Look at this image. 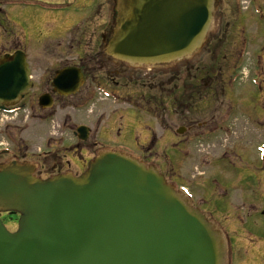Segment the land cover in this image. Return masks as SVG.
<instances>
[{
    "label": "flooded vegetation",
    "instance_id": "af4514ba",
    "mask_svg": "<svg viewBox=\"0 0 264 264\" xmlns=\"http://www.w3.org/2000/svg\"><path fill=\"white\" fill-rule=\"evenodd\" d=\"M73 1L45 3L59 13L72 15ZM84 1L89 11L81 12L75 23H70L73 16H68L62 26H56L55 19L35 26L33 39L36 44H47L49 59L26 58L30 89L18 104L2 107L19 108L13 116L6 120L0 117V131L11 130L10 125L22 127L24 133L31 126L67 127L60 131L64 135L69 132L74 144L63 147L61 138L45 136L47 147L37 148L33 154L29 148L32 138L26 137V141L15 133H0V139L7 144V150L0 151V165L28 162L38 177L81 175L102 147L94 141L97 131L91 133L89 124L84 125L87 136L81 141L79 125L72 124V118L91 100H102L100 92L116 95L127 91L132 80L148 78L147 70L132 74V66L105 54L115 28V0ZM210 26L198 51L203 56H191L187 66L174 65L166 83L172 84V109L181 120L176 135L169 129L161 130L160 135L152 132V120H160L163 126V101L159 97L144 105L143 94L142 105H132L135 110L129 118L131 121L137 116L139 126L150 132L148 152L153 145H162L163 139L172 138L173 146L187 142L191 176L188 201L221 233L226 264H264V0H213ZM18 38L14 37L10 49H1L0 58L26 50ZM242 46L246 49L244 57L240 55ZM50 52H54L51 59ZM66 53L70 55L64 56ZM245 68L247 72L242 71ZM181 69L188 70L182 85ZM65 70L63 81L57 84L58 73ZM77 75L80 79L73 80ZM69 79L77 83L74 93ZM164 86V80L157 85L161 93ZM128 97L125 99L130 101ZM186 98L189 110L180 119L179 108ZM71 157L78 159L76 164L71 165ZM146 159L142 161L149 164Z\"/></svg>",
    "mask_w": 264,
    "mask_h": 264
},
{
    "label": "water",
    "instance_id": "95a60500",
    "mask_svg": "<svg viewBox=\"0 0 264 264\" xmlns=\"http://www.w3.org/2000/svg\"><path fill=\"white\" fill-rule=\"evenodd\" d=\"M116 10L107 51L132 64L187 57L211 20V0H117ZM25 65L21 53L0 60V104L26 93ZM0 213L20 215L12 234L0 221V264H223L203 217L156 171L117 152L100 153L80 177L41 180L31 165H0Z\"/></svg>",
    "mask_w": 264,
    "mask_h": 264
},
{
    "label": "rangeland",
    "instance_id": "374dc122",
    "mask_svg": "<svg viewBox=\"0 0 264 264\" xmlns=\"http://www.w3.org/2000/svg\"><path fill=\"white\" fill-rule=\"evenodd\" d=\"M46 1L48 0H3V3H0V35L2 36L3 34V38L0 39V50L3 48H5L4 51L10 49L12 47L11 43H13L14 37L18 38V36H20L16 40H20L19 42H21V44L25 46L27 51L24 52L29 60H47L49 59V55L45 52L49 49L46 48L47 44H36V40L33 39L36 32L35 26L39 23L52 22L53 19H55L54 23L56 26H62V24L65 23V21L68 19V16H73L70 23H75L81 12H83V14H87L89 11V7L86 6V1L84 0H74L72 2L74 3L71 6L72 15H69L65 12L59 13V11H56L54 8L49 6V4L45 3ZM16 40L15 45H18V41ZM35 44V48H32ZM53 53L54 52L49 53L50 59L53 57ZM66 55L68 56L70 54H64V56ZM195 55L196 59H199L198 57H202L203 53L201 52L200 54H198L197 52ZM190 60H192V58ZM180 64L182 66H187L186 59L185 61H180ZM172 66L173 65L170 64L169 66H165L163 68L150 66L131 68V70L129 71L132 74L143 71L144 69H148V78H146V81L137 79L132 80L129 87L127 88V91L121 90L123 92L119 91L116 93L114 101L115 103L104 100V98L99 95V98L106 101V103H103L102 100L92 102V105L88 103L89 105L87 104L88 106H84L82 112H78V114L75 115L74 118H72V124H89L91 133L97 131L96 134L98 139L95 138L96 140L94 139V141L102 144L104 148L120 149L134 156H142L143 154L142 158H136L143 160V158L146 157V160H148L151 164L161 170V174L165 177V181H167L168 184L174 186V184H177L176 182H178L179 186H183L189 189L191 187V176L188 170L189 156L187 142L185 141L181 144H176L173 146L172 143H174V140H172V138L171 140L163 139L162 145L155 144L152 147L148 148V152L147 146L149 147L150 145L148 135L150 134V132L148 130L144 131L142 125L141 127L139 126L141 120L137 118V116L130 121L129 117L132 113V110L135 109L125 104L127 103V100H125V96L127 95L130 96L128 98H130V101H132L131 104L133 105L139 104V102L141 103L140 100L143 98V94L146 95L143 100L144 105L147 104L149 99H155L159 97V100L161 99L163 101L161 109L162 113H160L164 118L163 126L160 120H152L154 123L152 132L154 134L160 135L161 130L164 131V129H169L171 132H173V134L175 133L176 135L175 130L178 129L181 125V120L177 119V117L174 115L175 111L172 109L174 102V99H172L173 94L170 89L172 88V84L166 85L167 81H169L170 79ZM187 71L188 70L186 69H181V73L183 75L181 77L182 80L187 78ZM242 71L247 72V69L245 68ZM161 73H164L165 75L163 77L156 78V76H159ZM163 80L165 86L163 93H161L160 90H158L159 87H157V85L158 83L160 84ZM184 82L185 80L180 81V85H182ZM188 110L189 105L188 99L186 98V100L182 102L181 107L179 108L180 119H182V117L184 116H187ZM72 116H74V114ZM6 123H10V121H6ZM10 126L11 130L2 129L0 133H15V135L23 136L26 141V137L32 138L29 143V148L31 153L33 154H36L38 152L37 148L45 149L47 147L45 141L43 140L45 136L61 138V146L63 147H70L72 146V144H74V140L71 139L68 130V133L65 135L63 132H61L63 129H67V127L58 129L57 127L38 128L36 126H31L29 127V130L27 129L26 133H24L21 131L22 127H20V129H16L13 125ZM12 128H14V132L12 131ZM0 143V147H7V144L1 139ZM24 145H26L25 141ZM69 161L72 165L76 164L78 159L71 157ZM176 190L177 189L175 187V191ZM191 191L193 193L195 192L194 189H192ZM195 194V197L198 198L197 193ZM13 220L15 221L17 219L8 218L7 216L1 217V221L7 229H9V224ZM14 229H16V223L11 224L9 230L12 231Z\"/></svg>",
    "mask_w": 264,
    "mask_h": 264
}]
</instances>
